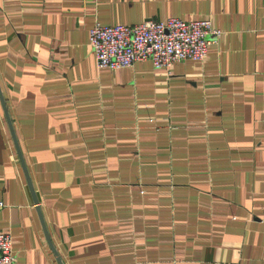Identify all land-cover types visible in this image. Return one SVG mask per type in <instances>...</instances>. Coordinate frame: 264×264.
<instances>
[{"label":"crops","instance_id":"crops-1","mask_svg":"<svg viewBox=\"0 0 264 264\" xmlns=\"http://www.w3.org/2000/svg\"><path fill=\"white\" fill-rule=\"evenodd\" d=\"M170 17L205 61L97 68L96 23ZM0 88L15 264H264V0H0Z\"/></svg>","mask_w":264,"mask_h":264},{"label":"built area","instance_id":"built-area-1","mask_svg":"<svg viewBox=\"0 0 264 264\" xmlns=\"http://www.w3.org/2000/svg\"><path fill=\"white\" fill-rule=\"evenodd\" d=\"M223 35L209 19L187 21L179 17L148 19L137 24L96 23L89 44L98 69L130 68L138 61H151L168 73L176 63H202L211 45ZM6 203L0 199V210ZM17 256L10 233L0 232V264H15Z\"/></svg>","mask_w":264,"mask_h":264},{"label":"water","instance_id":"water-1","mask_svg":"<svg viewBox=\"0 0 264 264\" xmlns=\"http://www.w3.org/2000/svg\"><path fill=\"white\" fill-rule=\"evenodd\" d=\"M0 101H1V103H2V107H3L4 113H5V116H6V119H7L8 125H9V128H10V131H11L12 137H13V139H14V142H15V145H16V148H17V151H18V154H19V156H20V159H21V162H22V165H23L24 171H25L26 176H27V179H28V181H29V183H30V185H31V181H30V178H29V175H28V172H27V167H26V165H25V162H24V159H23V156H22V153H21V149H20V146H19V143H18V139H17V137H16L15 130H14V127H13V123H12L11 117H10V115H9V112H8V109H7V106H6L5 99H4V97H3V94H2L1 88H0ZM35 203H36V204L38 203L37 199H35ZM40 217H41V219H42L41 214H40ZM42 221H43V219H42ZM45 232H46L47 237L49 238V235H48V233H47V231H46V228H45ZM51 246H52V245H51ZM52 249L54 250L53 246H52ZM54 251H55V250H54ZM57 259H58V261L60 262V264H63L61 258L59 257V255H57Z\"/></svg>","mask_w":264,"mask_h":264}]
</instances>
